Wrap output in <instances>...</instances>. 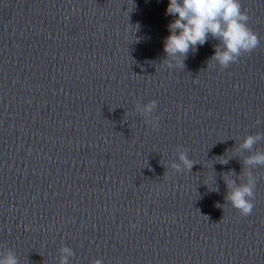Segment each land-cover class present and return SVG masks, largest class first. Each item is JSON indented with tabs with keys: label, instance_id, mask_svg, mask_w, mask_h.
Wrapping results in <instances>:
<instances>
[{
	"label": "clouds",
	"instance_id": "clouds-1",
	"mask_svg": "<svg viewBox=\"0 0 264 264\" xmlns=\"http://www.w3.org/2000/svg\"><path fill=\"white\" fill-rule=\"evenodd\" d=\"M166 15L174 17L167 25L169 35L164 38L165 56L161 60L169 69L184 67L188 54L195 52L197 45H204L209 37L219 42L214 46V54L209 61L216 62L222 68L238 62L243 54L252 52L260 42L257 34L248 26L249 16L246 11H242L240 0H169ZM156 106L155 100L136 104L137 112L154 128L159 127L152 117ZM261 140H264V133L248 134L238 145V152H249L242 161L243 181H239L241 173L237 176L235 172H229L231 175L225 173L222 176L227 187L224 199L242 216L250 215L254 207L256 176L252 170L264 167V150H254ZM177 161L170 165L177 172H191L195 164L187 151L181 149L177 150ZM226 163L227 160L221 162ZM59 252V264H69V258L75 255L67 246L61 247ZM0 264H19V260L9 249L0 254ZM92 264H103V261L97 258Z\"/></svg>",
	"mask_w": 264,
	"mask_h": 264
}]
</instances>
